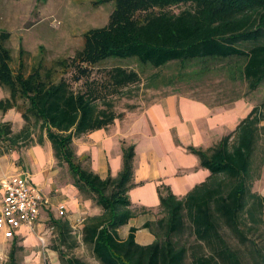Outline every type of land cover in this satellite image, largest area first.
Instances as JSON below:
<instances>
[{
  "label": "trees",
  "instance_id": "obj_1",
  "mask_svg": "<svg viewBox=\"0 0 264 264\" xmlns=\"http://www.w3.org/2000/svg\"><path fill=\"white\" fill-rule=\"evenodd\" d=\"M97 3H112L107 25L85 32L81 49L71 59L45 67L40 58L27 75L22 59L18 70L12 69L9 33H0V88L8 94L0 100V111L15 109L22 120L16 132L10 123H0L5 148L0 155L41 145L44 138L49 141L55 161L67 167L79 197L100 208L78 230L65 220H54L51 227L60 245L77 231L99 264H264V197L251 191L264 164V97L258 103L250 97L264 90V0ZM174 7L179 10L174 12ZM25 53L20 49V58ZM108 60H133L139 70L113 66L101 80L90 79L93 69ZM71 71L73 81L86 79L84 90L74 91L61 76ZM215 77L232 89L229 104L243 99L252 109L212 147H186L209 176L181 198L166 186L157 188L158 216L145 224L154 236L151 244L136 243L134 228L120 239L117 230L133 216L128 192L135 185L134 146H122L120 171L102 179L84 164V156H77L74 139L106 129L122 117L107 99L111 92L126 94L137 85L165 91L161 96L181 94V86ZM11 240L5 264H18L16 254L23 248L16 237ZM53 251L61 264H86L66 257L58 247Z\"/></svg>",
  "mask_w": 264,
  "mask_h": 264
},
{
  "label": "crops",
  "instance_id": "obj_2",
  "mask_svg": "<svg viewBox=\"0 0 264 264\" xmlns=\"http://www.w3.org/2000/svg\"><path fill=\"white\" fill-rule=\"evenodd\" d=\"M7 32L12 39L11 32ZM7 96V92L0 88V100ZM252 106L250 101L243 99L228 107L209 106L183 94L172 93L157 97L145 106L122 109V117L115 119L106 129L75 138L73 144L77 156H84L89 168L102 179L108 175L115 177L120 171L122 146H134L135 185L128 192L133 216L117 230L119 238L125 239L134 228L136 243L151 244L154 236L145 224L152 223L158 216L157 188L166 186L181 198L209 176V171L200 167L198 158L187 152L186 147L204 150L212 147L235 130ZM0 123H10L13 131L22 127L20 113L15 109L0 111ZM13 175L27 177L49 201L41 206L33 231L22 227L16 232L15 237L23 249L36 246L38 237L42 238V232L52 229L54 220H65L75 230L92 215L91 202L82 200L77 189L60 174L47 139L41 145L12 149L0 155V181ZM251 191L264 197V164ZM1 201L0 190V206ZM59 205L65 207L62 217L57 212ZM49 257L52 258L51 264L57 263L54 252L49 253Z\"/></svg>",
  "mask_w": 264,
  "mask_h": 264
},
{
  "label": "rangeland",
  "instance_id": "obj_3",
  "mask_svg": "<svg viewBox=\"0 0 264 264\" xmlns=\"http://www.w3.org/2000/svg\"><path fill=\"white\" fill-rule=\"evenodd\" d=\"M99 1L47 0L44 4H37L36 0H0V33L10 31L12 35V39L8 38L6 41V45L11 50L10 65L12 69L15 72L18 70L20 59L24 63L23 73L25 75L32 71L40 58L43 59L45 67H50L51 63L57 59H71L81 49L85 32L92 28L104 27L108 23L113 10L112 3H97ZM172 10L177 12L179 7H174ZM20 49L26 52L22 58L19 55ZM113 66L139 70L138 64L133 60H108L93 69L90 79L101 80L103 72ZM167 71L165 70V72ZM72 74L71 71L61 74V76L71 84L74 91L84 90L87 85L86 79L82 78L78 82L73 81ZM59 76L60 74H56L53 79L57 81ZM163 93L165 91L157 93L135 85L131 86L126 94L111 92L107 99L112 101L113 109L120 112L130 106H145L155 98L161 97ZM180 93L190 98L200 99L210 105L221 103L224 107L231 105L228 103V99L233 96L232 89L222 81L221 77L209 78L204 83L193 87L181 86ZM250 97L258 103L264 97V90H260ZM36 136L37 133H35ZM4 149L0 144V150ZM84 164L86 165V162ZM56 165L59 167L60 174L68 181H72L67 167L57 161ZM91 207L92 215L100 212V208L96 207L94 203H91ZM76 232L71 234V238L68 237L64 245L59 244L54 229H48L47 233L42 232L44 245L42 246L37 239L38 244L32 249L19 250L16 254L17 263L51 264L52 258L49 257V253L54 252L53 247H58L66 257L77 258L86 264H99L92 256L89 246L81 241V237ZM73 242L75 245L69 248L68 245ZM11 243L12 240L5 239L0 232V264L7 262ZM18 246H22L21 242H18ZM54 255L56 264H61L59 253L54 252Z\"/></svg>",
  "mask_w": 264,
  "mask_h": 264
},
{
  "label": "built area",
  "instance_id": "obj_4",
  "mask_svg": "<svg viewBox=\"0 0 264 264\" xmlns=\"http://www.w3.org/2000/svg\"><path fill=\"white\" fill-rule=\"evenodd\" d=\"M0 190L2 191L0 232L3 237L11 240L22 227L33 231L41 206L49 203L42 197L41 190L32 185L27 177L21 175L3 178L0 181ZM57 212L59 216H64V205H59ZM38 240L43 246V238L38 237Z\"/></svg>",
  "mask_w": 264,
  "mask_h": 264
}]
</instances>
